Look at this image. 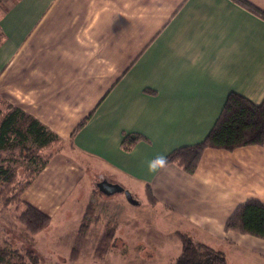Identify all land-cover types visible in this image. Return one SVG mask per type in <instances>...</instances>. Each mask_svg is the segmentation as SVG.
I'll return each instance as SVG.
<instances>
[{
	"label": "crops",
	"instance_id": "obj_1",
	"mask_svg": "<svg viewBox=\"0 0 264 264\" xmlns=\"http://www.w3.org/2000/svg\"><path fill=\"white\" fill-rule=\"evenodd\" d=\"M248 1L264 10V0ZM231 91L254 103L264 98V19L233 0L0 7V96L68 143L23 195L50 217L84 175L76 159L96 161L105 167L98 178L120 184L111 174L124 175L146 197L149 187L186 225L174 232L221 251L228 263L236 264L233 248L264 255L263 239L224 228L246 200L264 204V142L206 148L191 173L156 162L201 141ZM125 133L145 139L125 150Z\"/></svg>",
	"mask_w": 264,
	"mask_h": 264
},
{
	"label": "rangeland",
	"instance_id": "obj_2",
	"mask_svg": "<svg viewBox=\"0 0 264 264\" xmlns=\"http://www.w3.org/2000/svg\"><path fill=\"white\" fill-rule=\"evenodd\" d=\"M5 3L0 0L1 9ZM8 104L0 96L1 114ZM26 145L31 147L30 143ZM57 151L67 152L68 143L60 139L36 151L33 149L41 160ZM76 160L83 162V177L61 206L50 210L48 226L31 234L24 230L17 216L25 209L23 195L31 191L40 161L30 162L17 142L0 150V165L14 167L16 172L8 195H14L25 185L20 194L22 202L14 200L0 204V243L20 251L33 249L38 257L37 264H172L181 248L174 231L186 227L177 213L158 199L150 202L141 183L115 172L110 174L136 203L129 202L124 191L104 195L96 187L101 180L96 169L105 167L100 163L96 165V161ZM89 205L91 208L83 217ZM83 221H88L87 226L82 227ZM109 228H112L111 236L105 238ZM231 254L236 264H264V255L254 256L250 252L246 255L236 248Z\"/></svg>",
	"mask_w": 264,
	"mask_h": 264
},
{
	"label": "trees",
	"instance_id": "obj_3",
	"mask_svg": "<svg viewBox=\"0 0 264 264\" xmlns=\"http://www.w3.org/2000/svg\"><path fill=\"white\" fill-rule=\"evenodd\" d=\"M244 8L264 19V10L257 8L248 0H233ZM8 0L6 1V3ZM5 3V4H6ZM148 92L153 90L146 89ZM0 150L10 143L17 142L25 150L30 162L40 161L36 169L38 173L48 162V157L42 160L36 157L33 149L38 150L60 140L59 136L42 124L39 120L12 104L1 114L0 110ZM82 123V122H81ZM80 123V124H81ZM79 124V125H80ZM145 139L138 133H125L122 148L127 150L138 140ZM264 142V98L259 103H254L247 97L231 91L217 116L212 128L205 137L194 144L184 145L171 150L163 159L156 160L159 164L173 163L184 171L193 172L199 157L206 148L233 150L237 147L248 145H261ZM30 143L31 147H27ZM15 168L0 165V204L19 200L24 186L14 195H8L15 183ZM8 187V189H6ZM147 198L153 202L154 198L149 187L146 189ZM25 209L17 216L18 222L28 233L35 234L45 229L50 221L46 212L38 209L29 202L23 201ZM87 206L83 217L88 213ZM88 222V221H87ZM82 222V227L87 226ZM225 230L239 234H249L264 240V204L255 199L246 200L238 205L228 217L224 225ZM106 231L105 238L111 236L110 230ZM180 241V252L172 264H230L224 254L212 247L193 240L188 234L174 232ZM38 257L33 249L20 251L0 243V264H37Z\"/></svg>",
	"mask_w": 264,
	"mask_h": 264
},
{
	"label": "water",
	"instance_id": "obj_4",
	"mask_svg": "<svg viewBox=\"0 0 264 264\" xmlns=\"http://www.w3.org/2000/svg\"><path fill=\"white\" fill-rule=\"evenodd\" d=\"M97 189L103 193L104 195H110L114 192H122L124 191L123 187L113 181H109L107 179H101L97 182L96 184ZM125 192V196L127 198V200L133 204L136 203V201L132 198L131 194H129L127 191Z\"/></svg>",
	"mask_w": 264,
	"mask_h": 264
}]
</instances>
